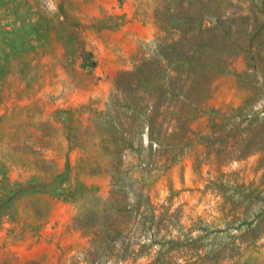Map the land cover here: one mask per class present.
I'll return each mask as SVG.
<instances>
[{
  "label": "rangeland",
  "instance_id": "obj_1",
  "mask_svg": "<svg viewBox=\"0 0 264 264\" xmlns=\"http://www.w3.org/2000/svg\"><path fill=\"white\" fill-rule=\"evenodd\" d=\"M0 264H264V0H0Z\"/></svg>",
  "mask_w": 264,
  "mask_h": 264
}]
</instances>
